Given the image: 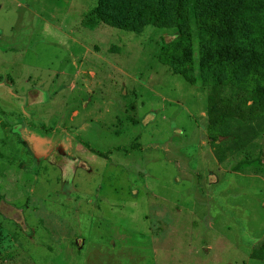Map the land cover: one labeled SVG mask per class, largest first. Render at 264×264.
Instances as JSON below:
<instances>
[{
	"label": "rangeland",
	"instance_id": "374dc122",
	"mask_svg": "<svg viewBox=\"0 0 264 264\" xmlns=\"http://www.w3.org/2000/svg\"><path fill=\"white\" fill-rule=\"evenodd\" d=\"M135 2L0 0V264H264V0Z\"/></svg>",
	"mask_w": 264,
	"mask_h": 264
},
{
	"label": "trees",
	"instance_id": "16d2710c",
	"mask_svg": "<svg viewBox=\"0 0 264 264\" xmlns=\"http://www.w3.org/2000/svg\"><path fill=\"white\" fill-rule=\"evenodd\" d=\"M100 3L103 6V9L101 7L100 9L102 12H105L110 20L114 22L119 20L122 26L125 25L122 21V16L120 19H115L114 16L107 14V8L113 13L116 11L115 3L110 7L108 0H100ZM133 6L135 9H133L130 18H142L145 13H150L153 14L152 17L155 19L163 20L168 16H177L179 20H182L191 13L199 17L205 16L206 14L216 15L219 13L220 9L223 8L224 4L222 0H139V3L138 0H136ZM233 23L238 30L237 41H239L245 49L244 52L254 53L258 59L264 60V19L259 18L255 12H250V10L247 9L237 12L233 19ZM127 26L128 24L126 27ZM208 106L210 118H213V115L228 116L232 112L236 113L239 111L237 107L226 110L224 106L218 105L213 95H210L208 98ZM255 163V159H241L232 169L234 171H241L244 168L255 165ZM261 251H264V239L258 245L252 247L249 255L250 258L263 259L264 255Z\"/></svg>",
	"mask_w": 264,
	"mask_h": 264
}]
</instances>
